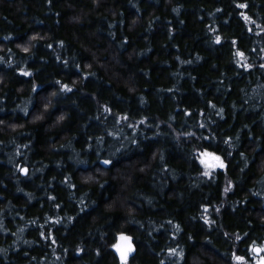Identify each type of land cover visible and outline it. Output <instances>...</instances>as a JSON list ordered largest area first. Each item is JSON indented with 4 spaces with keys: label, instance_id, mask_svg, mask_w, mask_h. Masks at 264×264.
<instances>
[{
    "label": "trees",
    "instance_id": "trees-1",
    "mask_svg": "<svg viewBox=\"0 0 264 264\" xmlns=\"http://www.w3.org/2000/svg\"><path fill=\"white\" fill-rule=\"evenodd\" d=\"M122 234L264 246V0H0V264H124Z\"/></svg>",
    "mask_w": 264,
    "mask_h": 264
},
{
    "label": "snow or ice",
    "instance_id": "snow-or-ice-1",
    "mask_svg": "<svg viewBox=\"0 0 264 264\" xmlns=\"http://www.w3.org/2000/svg\"><path fill=\"white\" fill-rule=\"evenodd\" d=\"M220 42L219 37H217V43ZM50 47V45H49ZM25 51H28V49H25ZM239 55L243 56V53H240ZM25 75H29V73H24ZM64 88L68 91H71L70 88H68L67 85L64 86ZM202 156L205 157L204 159H201V163L205 165V167L208 168H224L225 164L222 161V159L215 155L214 153L208 152L205 150L202 153ZM104 163H110V161H105ZM25 173H27V169H22ZM205 175H210V173H205ZM227 190V189H226ZM120 244L113 245V247L116 248L118 252L121 254V258L124 261V264H127V257L128 254L131 253L134 250V246L132 245V237L130 236H125L121 235L120 236ZM253 252H264V247H259V248H253ZM236 259L238 261H244V257L242 256H237ZM258 264H264V257H261L260 260L258 261Z\"/></svg>",
    "mask_w": 264,
    "mask_h": 264
},
{
    "label": "rangeland",
    "instance_id": "rangeland-1",
    "mask_svg": "<svg viewBox=\"0 0 264 264\" xmlns=\"http://www.w3.org/2000/svg\"><path fill=\"white\" fill-rule=\"evenodd\" d=\"M204 166V169L207 173L213 171V170H216L217 168H208V167H205V165L203 164ZM264 247V246H263ZM252 264H258V261L260 260L261 257H264V252H262V254L260 256H255L254 254L252 255Z\"/></svg>",
    "mask_w": 264,
    "mask_h": 264
},
{
    "label": "water",
    "instance_id": "water-1",
    "mask_svg": "<svg viewBox=\"0 0 264 264\" xmlns=\"http://www.w3.org/2000/svg\"><path fill=\"white\" fill-rule=\"evenodd\" d=\"M121 243V242H120ZM119 243V244H120ZM260 246H256V247H254V248H259ZM117 253H118V256H119V258H120V261L122 262V263H124V261L122 260V258H121V254H120V252H118L117 251ZM133 254H134V250L131 252V253H129L128 254V257H127V262L131 259V257L133 256ZM253 254L255 255V256H260L261 254H262V252H253Z\"/></svg>",
    "mask_w": 264,
    "mask_h": 264
}]
</instances>
